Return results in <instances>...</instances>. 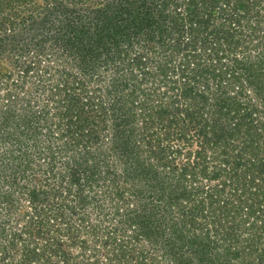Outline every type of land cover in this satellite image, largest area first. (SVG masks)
<instances>
[{"label": "trees", "instance_id": "1", "mask_svg": "<svg viewBox=\"0 0 264 264\" xmlns=\"http://www.w3.org/2000/svg\"><path fill=\"white\" fill-rule=\"evenodd\" d=\"M0 264H264V0H0Z\"/></svg>", "mask_w": 264, "mask_h": 264}]
</instances>
